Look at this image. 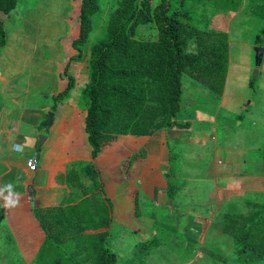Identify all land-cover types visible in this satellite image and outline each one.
Wrapping results in <instances>:
<instances>
[{
	"label": "trees",
	"instance_id": "obj_1",
	"mask_svg": "<svg viewBox=\"0 0 264 264\" xmlns=\"http://www.w3.org/2000/svg\"><path fill=\"white\" fill-rule=\"evenodd\" d=\"M68 1L77 13L78 25L68 37L77 53L68 57L61 73L66 87L52 97L53 111L66 109L62 122L71 118L74 140L84 139L93 156L125 135L146 136L189 126L177 119L187 76L210 92H223L229 66L228 32L209 29L205 12L209 8H215L213 14L219 9L236 12L241 0H114L104 34L92 44L83 108H67L64 101L76 84L69 66L73 59H83L100 9V0ZM17 3L0 0V48L7 43L6 23ZM140 27L153 28L154 36H142ZM262 34L264 27L256 44L263 42ZM90 166V171L98 172ZM171 171L168 192L174 202L179 184ZM98 182L104 198L99 206L86 190L65 206L34 208L36 227L29 241L34 243L35 264H147L145 254L158 239L137 243L132 255L122 258L111 240L114 204L101 179ZM243 204L246 210L233 203L213 227L233 240V264H259L264 260V193L244 198ZM196 244L190 240L189 249L194 251ZM208 253L213 260L219 254L214 249Z\"/></svg>",
	"mask_w": 264,
	"mask_h": 264
},
{
	"label": "crops",
	"instance_id": "obj_2",
	"mask_svg": "<svg viewBox=\"0 0 264 264\" xmlns=\"http://www.w3.org/2000/svg\"><path fill=\"white\" fill-rule=\"evenodd\" d=\"M22 2L26 9L22 8L20 16L6 23L7 43L0 48V190L11 184L13 193L19 195L17 206L6 208L4 197H7L9 192L2 191L0 220L17 218L26 212L31 216L35 215L34 208L65 206L70 198L75 200L86 190L91 191L89 194L94 199L103 200L98 191V180L101 179L106 191V179L117 174L120 178L114 177L116 180L108 190L112 193L111 199L117 201L122 195H129L137 187V183H140L137 188L143 201L148 200L158 210L171 208L174 203L171 202L168 192L171 168H167V164L170 167L172 155L168 152L167 135L164 132L171 129L164 128L146 136L125 135L104 147L95 156L84 139L77 143L73 129L69 126L71 118L62 122L67 116L66 109L64 108L63 112L53 111L54 102L51 100V97L66 87L61 73L65 70L72 51V47L68 48L67 42L65 43L69 33H59L56 43L61 49L54 47L51 43L52 34L44 39V32L40 33L41 26H36V23H41L42 20L41 17L34 18L37 14L31 12L34 0ZM17 5L19 10V0ZM259 45L264 47V41L261 44L250 41L231 43L223 92L218 95L192 82L195 89H205H202L203 94L199 95L192 88L188 99L184 97L180 102L182 110L185 106L192 109L184 112H201L196 118H189V126L182 128L192 133H182L189 139L196 133L198 137H193L189 144L204 147L207 152L216 154L207 172L211 179L222 182L216 192L225 193L221 200L229 199L227 212L232 210L230 206L241 194L258 196L264 193V170L258 168L252 173L248 172L246 167L252 156L244 159V145L241 143L231 147L222 145L206 148V141L212 138V133L208 130L210 127H214L215 131L220 127L222 132L234 127L232 131L236 132L238 129L247 132L253 130L251 124L255 125L254 120H259L262 110L260 105L264 104V99L254 97L264 93V56L258 70L252 59L255 48ZM76 53L77 51L71 55ZM82 60L76 62L74 71L71 69V74L76 79L73 90L76 91L80 88L77 71L82 70V76L85 77L88 70L86 64L84 69L83 63L79 65ZM256 74L261 77V85L258 88L255 84V88L251 86L252 79L257 78ZM73 90L64 104L70 109H82V105L79 106L74 101L77 93ZM50 112L54 113L53 122L47 125ZM203 113L211 118L210 122L203 118ZM238 120L241 121L236 124ZM263 130L262 126L261 131ZM257 132L259 133V129ZM40 135L46 136L41 146ZM203 140L206 143H203L204 145L201 144ZM20 146H23L22 151ZM250 147L252 146H247L246 149ZM236 151L239 154L235 155ZM32 155H36L39 160V168L35 172H31L26 165L27 158ZM90 165L98 172L90 171ZM218 209L215 215L219 212ZM3 227H6V223L0 222V233L5 231ZM200 229L198 225H194V230ZM189 238L196 239L194 235H189ZM0 240L5 241L1 235Z\"/></svg>",
	"mask_w": 264,
	"mask_h": 264
},
{
	"label": "rangeland",
	"instance_id": "obj_3",
	"mask_svg": "<svg viewBox=\"0 0 264 264\" xmlns=\"http://www.w3.org/2000/svg\"><path fill=\"white\" fill-rule=\"evenodd\" d=\"M113 1L100 0V9L94 18V30L84 47L83 60L79 64H84L82 69H84L85 64L88 68L92 44L105 32L107 20L113 10ZM239 5L240 8L236 12H225L219 9L215 10V14H213L215 8H209L205 12L210 23L208 28L226 30L230 45L240 41L241 43L246 41L256 43V41L260 40L258 33L264 27V0H241ZM19 6V10L17 5L12 11L11 16L7 20L8 23L16 16H20L19 12L22 8L26 9L22 0H19ZM257 6L258 8L255 11ZM30 9L31 12L37 14L34 18L41 17L42 22H37L36 26H41L40 33L44 32V39L52 34V45L61 49L56 43L59 39L58 36L66 32L71 36V32L75 31L78 25L77 13L73 12V5L68 0H34ZM139 31L144 37L154 36V29L151 27H140ZM260 37L264 41L263 34ZM69 41L71 42V38L69 40L67 38L65 43L67 42L68 48L72 47L70 53L73 54L77 49L71 46ZM8 50L9 48H7ZM252 59L253 64L256 65L255 54L252 55ZM76 62L77 60L73 59L71 66H69L70 72L71 69L72 71L76 69ZM88 71L86 70L87 74L85 77L82 76L84 74L82 70L77 71L76 77L77 82L79 80L80 88H77L78 91L73 90L76 91L74 93H77L74 96V101L77 102V105H82V107L84 105L83 91L89 80ZM258 76L255 79L256 88L261 85V77ZM190 81L188 76L184 79L185 99H188L192 90H195L199 95L203 94L202 89L204 88L198 87L195 89ZM254 97L264 99V93L256 94ZM187 104L186 101L185 105ZM260 106L262 108L259 115L260 118L259 120H254L255 125L251 124L252 131L247 132L240 129L237 132L235 130L232 131V129H235L234 127L229 131L224 130L222 132L220 127L217 131L213 129L214 127H210L208 131L212 133L210 134L212 138L206 141L207 145L205 147L213 148L214 146L221 147L222 145L231 147L241 143L244 145V159L252 156L249 165L246 167L249 170L248 172L252 173L258 168L259 170H264V130L261 131L262 126L264 128V104ZM184 108V110H192L191 108L187 109L188 106ZM184 110L177 115L180 123H188L187 120L189 118L193 119L196 118V115L201 114L199 111L184 112ZM204 114H202L203 118L210 122L211 118ZM239 121L241 120H238L236 124ZM170 129L169 131H164L167 135L168 152L172 155L169 161L170 167L167 164V168H171L173 177L172 174H170V177L176 179L180 187V192H176L173 195L174 203L173 201L171 202L174 205L171 203L172 207L163 211V209L158 210L154 204L151 205L148 200L145 199L146 201H143L139 188H137L140 183H137V187L129 195H122L117 201L112 199V203H114L113 212L115 214L110 228L112 246L122 258H125L132 255L134 246L137 243L157 238L158 243L156 246L149 248L148 251L146 250L145 259L147 264H233V240L213 227V222L216 218L221 217L230 205L228 198L221 200L222 195L225 193L218 194L216 192L217 187H220L222 182L211 179L207 172L208 166L212 164L213 157L216 154L207 152L204 147H195L189 144L192 139L198 137L196 133L193 134L194 138L189 139L183 133L188 135L192 131L188 132V130H183L180 127ZM258 129L259 133L257 132ZM203 143H205L204 140L201 144ZM247 146L252 147L246 149ZM193 149L196 150L193 151ZM238 151L240 152V148H238ZM238 151L234 152L235 155L239 154ZM114 177L116 179L120 178L118 174ZM114 177L106 179L105 194L110 199L112 198V193L108 190L111 189L113 182L116 180ZM246 197L255 198L256 196L241 194L235 202L240 210H246L243 204V199ZM95 202L97 206H99L98 204H103L102 199H95ZM217 209L219 212L215 215ZM10 218V220L7 219L6 221L0 220L4 224L6 223V227H3L5 231L0 233L5 239V241L0 240V264H10L11 262L35 264L34 243L29 241L30 235L36 227L35 219L28 212L21 214L17 218ZM194 225H198L201 229L194 230ZM189 235H194L196 239L193 238V240L198 242L194 251L189 249L190 240H192ZM211 249L219 252L218 257L214 258V260L208 253ZM259 264H264V260Z\"/></svg>",
	"mask_w": 264,
	"mask_h": 264
},
{
	"label": "clouds",
	"instance_id": "obj_4",
	"mask_svg": "<svg viewBox=\"0 0 264 264\" xmlns=\"http://www.w3.org/2000/svg\"><path fill=\"white\" fill-rule=\"evenodd\" d=\"M23 150V146H20V151ZM2 191H8L9 195L7 197H4L5 200V207L6 208H13L16 207L17 204L19 203V195L14 194L12 191V185L8 184L5 186L4 189L0 190V195H2Z\"/></svg>",
	"mask_w": 264,
	"mask_h": 264
},
{
	"label": "water",
	"instance_id": "obj_5",
	"mask_svg": "<svg viewBox=\"0 0 264 264\" xmlns=\"http://www.w3.org/2000/svg\"><path fill=\"white\" fill-rule=\"evenodd\" d=\"M263 56H264V47L259 45L255 48V60H256V66H257L256 70H258V66L261 65V63L263 61ZM49 115H50V120L47 123V125H50L53 122L54 113L50 112ZM47 125H46V127H47ZM45 139H46L45 135L39 136V140H40L39 146H41V144L43 143V141Z\"/></svg>",
	"mask_w": 264,
	"mask_h": 264
},
{
	"label": "built area",
	"instance_id": "obj_6",
	"mask_svg": "<svg viewBox=\"0 0 264 264\" xmlns=\"http://www.w3.org/2000/svg\"><path fill=\"white\" fill-rule=\"evenodd\" d=\"M26 165L31 172H35L39 168V160L36 155L29 156L26 160Z\"/></svg>",
	"mask_w": 264,
	"mask_h": 264
}]
</instances>
